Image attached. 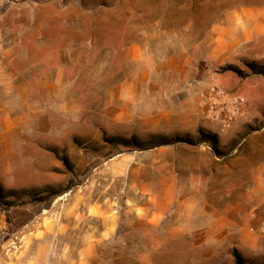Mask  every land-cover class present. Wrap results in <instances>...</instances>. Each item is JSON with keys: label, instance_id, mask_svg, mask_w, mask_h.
I'll list each match as a JSON object with an SVG mask.
<instances>
[{"label": "rangeland", "instance_id": "1", "mask_svg": "<svg viewBox=\"0 0 264 264\" xmlns=\"http://www.w3.org/2000/svg\"><path fill=\"white\" fill-rule=\"evenodd\" d=\"M63 2L81 3L85 10L58 6ZM234 14L242 25L238 33L236 25H224ZM263 15L264 0H0L1 46L13 52L12 68L24 69L33 104H45L38 121L23 123L14 144L0 148V259H14L23 248L30 260L35 242L65 240L77 260L74 247L92 206L118 219L97 251V264H211V206H230L231 250L226 244L215 251L216 261L236 264V252L242 264H264V217L250 216L254 208L246 197L252 187L239 185L245 179L238 164L227 162L241 144L240 133L255 130V111L246 107L264 109V75L250 74L245 66L264 67ZM223 28L235 46L211 50L209 58L208 44ZM146 35L154 39L145 41ZM132 45L155 51L134 55L128 51ZM150 56L155 63L196 58L201 77L215 73L200 104L214 115L216 130L211 115H201L199 125L145 116L153 103L183 97L182 89L170 86L148 91L151 84L140 83L145 103L131 106L129 117L122 114L131 92L126 80ZM228 66L243 77L225 71ZM53 72H62L66 84L52 113L40 83ZM246 121L248 129L241 130ZM156 135L172 143L137 151L104 141L135 136L143 142ZM178 210L195 214L180 217ZM151 211L164 212L161 224H139L135 215ZM64 216L69 227L60 239L49 225L54 218L57 224L66 221ZM239 224L245 246L256 243L254 254L235 248ZM182 227L183 233L177 230Z\"/></svg>", "mask_w": 264, "mask_h": 264}, {"label": "crops", "instance_id": "2", "mask_svg": "<svg viewBox=\"0 0 264 264\" xmlns=\"http://www.w3.org/2000/svg\"><path fill=\"white\" fill-rule=\"evenodd\" d=\"M58 6L67 9L79 6L81 10H85L81 3L75 2L58 3ZM248 15L251 14L248 13ZM239 18V15L234 14L231 21L224 22V25H236L237 29L235 30L238 33L240 32L239 26L241 25L239 23ZM225 37L226 31H224L223 28L219 38L212 44H208L207 52L209 58H211V50L227 52L235 46L234 44L227 43ZM149 38L151 40L154 39V37H148L146 35L145 41H148ZM17 39L18 35L15 36V40ZM144 50L151 51L150 53H152L155 51V48L150 46L145 47ZM144 50L138 45L128 47L129 53H133L134 55ZM196 50H199V47H197ZM22 53L23 51H19V54ZM16 54L18 53L16 52ZM153 58V56H150L149 59H146L144 61V66H139L137 71L133 73L136 75L126 80L127 88L131 92L128 94L129 101L125 102L123 105L127 107L128 110H124L122 114H126L129 117L131 115V106H137L139 108L145 103V100L141 102V99H139L142 98L141 96L139 97L138 94L140 83H143L145 86L151 84L148 91L158 90L159 86V90H162L164 87L167 90L171 88L173 91L182 89L184 93L183 97H178L177 100L173 98L165 103L156 101L157 103H153L154 109L152 111L148 113L145 109V114H150L145 116H149V119L154 121L178 120L183 122L184 125L194 123L199 125L201 115L206 117L211 115V129L216 130L218 123L212 120L214 115L210 114L208 106L200 104L202 92L207 89L210 83L212 85L216 80L215 73L211 71V77H201L199 61L196 58L195 60L193 58L177 59L172 56L161 63H155ZM12 60L13 52L5 49L4 45L1 46L0 43V148H2V146L8 147L9 144H14L13 139L18 137V130L23 128V123L38 121L41 112L45 113V111L42 110L45 104L42 105L39 102L33 104V96L24 69L22 67L13 69L11 64ZM61 73L62 72H53L52 75L47 76V80L44 81L43 78L41 79V90L47 91L48 112H55L56 100L60 94L59 91L65 90L66 81ZM164 74H167V77H164ZM249 109L255 111V119L252 123L256 125V127L254 125L255 130L244 134L239 131L241 139L239 144H241H238V148L235 147L231 150L229 153L231 158L227 160V162H233L234 165L236 163L238 164L237 167L240 170L241 178L245 179L238 184L252 187L249 193L250 195L246 197L247 202L254 208V210H250V216L254 215L257 219H261L264 217V109L252 110L248 106L245 109L246 112ZM32 112H34V114H32ZM31 115H35V117L30 118L29 116ZM249 125L250 122L246 121L240 128L241 130H245L246 128L248 129ZM0 154H3V151L0 150ZM226 167L228 168V165H226ZM90 207L89 213L87 212L85 217H83L85 218L87 226L82 229V241L78 245V248L74 247L79 250L78 255L80 258L77 260H73L72 258L73 245L71 242L65 240L53 243L39 241L33 244L35 245V252L33 253L34 257L30 260L24 259L23 255H25V253L22 248V251H19L16 258H1L0 264H97V251L101 248V244H103L107 238L109 239L116 231L118 219L116 216L112 215L107 208L104 210V208L101 209V207ZM230 211V206L228 208L225 206L223 209L212 208L211 206V264H220V262H217L215 259V251L225 247L226 244L228 245V250H231V223L229 220H226L230 216ZM245 211L243 216L246 218L249 213L248 209ZM177 213L180 217H188L190 214L191 216L195 214V211L178 210ZM238 213L241 215L242 212L240 211ZM163 215L164 212L160 211L158 213L151 211L146 214L141 212L139 215H135V218L138 220L139 224L151 227L155 224H161ZM64 218H66V221L59 224L56 223L57 220L54 218L49 225L50 229L56 230L57 236L59 234H66L68 231L69 223L67 222V216H64ZM93 220L98 221L95 226L94 222H92ZM182 223L181 221L180 225H182ZM239 226L241 228L235 236V248L239 250V253L245 252L247 254H254L257 250L256 243L249 242L250 244L245 246L243 243L245 233L242 230V225L239 224ZM46 230H48V228H46ZM177 230H180L181 233L184 232L183 227ZM59 238L61 239V235H59ZM228 255L231 257V253Z\"/></svg>", "mask_w": 264, "mask_h": 264}, {"label": "trees", "instance_id": "3", "mask_svg": "<svg viewBox=\"0 0 264 264\" xmlns=\"http://www.w3.org/2000/svg\"><path fill=\"white\" fill-rule=\"evenodd\" d=\"M245 66L251 72L250 74L264 75V67L263 66L256 67V64L254 62L246 63ZM224 70L225 71L226 70L231 71L241 78L243 77L241 75V72L232 66H228V67L224 68ZM104 141L106 143H109V144H121L122 146H124L126 148H132V150H137V151L151 150V149H154L157 147L170 145L172 143L170 138H167V137L161 136V135L153 136L148 141H143V142L138 141L135 136H131L128 139L109 138V139H104ZM71 187H72V184H69L63 192H67ZM26 192H28L26 194H30L29 192H31V191H26ZM4 204H6L8 206L10 205L9 202L4 203ZM233 254H234L236 264H242V261H241L240 257L237 255V253L234 252Z\"/></svg>", "mask_w": 264, "mask_h": 264}, {"label": "built area", "instance_id": "4", "mask_svg": "<svg viewBox=\"0 0 264 264\" xmlns=\"http://www.w3.org/2000/svg\"><path fill=\"white\" fill-rule=\"evenodd\" d=\"M228 119H230V117H228Z\"/></svg>", "mask_w": 264, "mask_h": 264}]
</instances>
